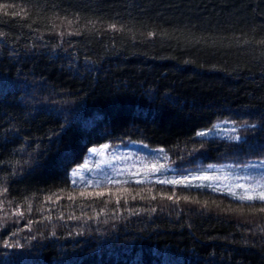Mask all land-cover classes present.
I'll return each mask as SVG.
<instances>
[{"label": "trees", "instance_id": "1", "mask_svg": "<svg viewBox=\"0 0 264 264\" xmlns=\"http://www.w3.org/2000/svg\"><path fill=\"white\" fill-rule=\"evenodd\" d=\"M221 120L240 142L196 136ZM125 141L264 159V0H0V264H264V202L73 184Z\"/></svg>", "mask_w": 264, "mask_h": 264}, {"label": "rangeland", "instance_id": "2", "mask_svg": "<svg viewBox=\"0 0 264 264\" xmlns=\"http://www.w3.org/2000/svg\"><path fill=\"white\" fill-rule=\"evenodd\" d=\"M242 128L229 120H221L211 128L207 137L202 139H221L230 142H240L234 139L239 136ZM205 129L203 131H209ZM108 148H95V153L89 150L84 163L73 169L76 175L71 178L73 184L80 186H101L105 184H120L131 183L137 180L142 183H160L159 181L182 180L184 177L188 179L184 183L171 184L160 183L164 185L185 186L186 183L192 185L207 184L206 187L214 192L229 194V190L239 194L242 189L236 188L239 183L245 184L246 187L256 185L257 183L264 184V164L263 160L251 161L245 164H237L238 162L231 161L222 165H206L199 166L194 170L177 167L174 165L168 154L160 152L159 147H150L144 143L125 141L117 144L108 143ZM93 149V148H92ZM152 165L160 168L159 171L152 172ZM161 166H163L161 168ZM208 175L215 177L211 181H200L192 179V177ZM140 184V183H137ZM218 189V190H217Z\"/></svg>", "mask_w": 264, "mask_h": 264}, {"label": "snow or ice", "instance_id": "3", "mask_svg": "<svg viewBox=\"0 0 264 264\" xmlns=\"http://www.w3.org/2000/svg\"><path fill=\"white\" fill-rule=\"evenodd\" d=\"M113 29L115 28V25L111 26ZM215 127V126H214ZM211 131V129L209 131H198L196 133V136L198 137H207L209 135V132ZM235 140L240 141V137L236 136L234 137ZM243 143H248L247 140H244ZM103 148L107 149L108 145H104ZM97 150L95 148L91 149V152L95 153ZM160 152H163V149H159ZM18 163V162H17ZM163 166H161L162 168ZM260 167H264V164H261ZM160 168H157L156 165H152L151 171L152 172H156L159 171ZM73 176L76 175V172L72 173ZM187 177H184L182 180H171V181H165V180H161L159 181L160 183H171V184H180V183H184L185 180H187ZM192 179H196V180H200V181H211L214 180L215 177L212 176H208V175H200V176H196V177H192ZM136 183H142L143 181L141 180H137L135 181ZM186 187H206L207 184H197V185H192L191 183H186L185 184ZM236 188L242 189V191L237 194L234 191L229 190V194L233 196V198L241 200V201H255V200H259L261 202H264V184L261 183H257L256 185H251L246 187L245 184L243 183H239L235 185ZM218 190V189H217ZM4 192L7 191V189L3 190ZM2 194V193H0ZM168 199H172V197H168ZM261 211H264V207H262L260 209ZM18 215H23V212L17 211ZM5 247H9L10 245L5 242L4 244Z\"/></svg>", "mask_w": 264, "mask_h": 264}]
</instances>
